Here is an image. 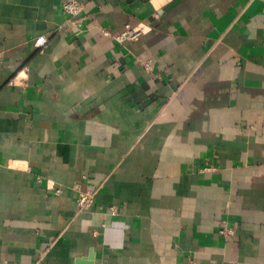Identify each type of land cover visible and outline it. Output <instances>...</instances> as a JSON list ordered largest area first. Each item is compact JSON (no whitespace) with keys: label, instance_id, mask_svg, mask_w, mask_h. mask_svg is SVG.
I'll return each mask as SVG.
<instances>
[{"label":"crops","instance_id":"obj_1","mask_svg":"<svg viewBox=\"0 0 264 264\" xmlns=\"http://www.w3.org/2000/svg\"><path fill=\"white\" fill-rule=\"evenodd\" d=\"M0 264H264V0H0Z\"/></svg>","mask_w":264,"mask_h":264},{"label":"built area","instance_id":"obj_2","mask_svg":"<svg viewBox=\"0 0 264 264\" xmlns=\"http://www.w3.org/2000/svg\"><path fill=\"white\" fill-rule=\"evenodd\" d=\"M64 11L66 14L70 16V19H75L74 17H77V15L80 13L82 10V6L80 3L77 1H70L66 3L63 7ZM105 35H109L108 32H104ZM141 34L140 31H134L132 30L128 25L125 26L121 31L115 33L113 35V38L118 42V43H125L126 41H131L136 39L139 35ZM45 42L44 36L39 37L35 44L39 47L43 45ZM144 66L146 69H150L151 65L150 62H145ZM206 170H209L206 168ZM94 194L95 192L92 191H81L78 194L77 198V205L79 209H85L87 207H90L93 204L94 201ZM108 211L110 213H115V209L113 207L108 208ZM219 233L223 236H231L234 233V230L232 228L222 226L219 230Z\"/></svg>","mask_w":264,"mask_h":264}]
</instances>
